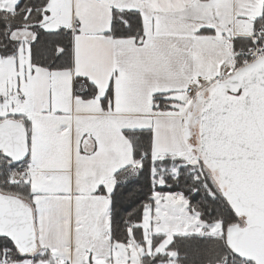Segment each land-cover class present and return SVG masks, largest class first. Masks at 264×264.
<instances>
[{
    "label": "snow or ice",
    "instance_id": "6c2138e0",
    "mask_svg": "<svg viewBox=\"0 0 264 264\" xmlns=\"http://www.w3.org/2000/svg\"><path fill=\"white\" fill-rule=\"evenodd\" d=\"M0 264H264V0H0Z\"/></svg>",
    "mask_w": 264,
    "mask_h": 264
}]
</instances>
